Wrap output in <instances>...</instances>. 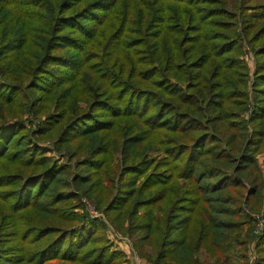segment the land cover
I'll list each match as a JSON object with an SVG mask.
<instances>
[{
  "label": "trees",
  "instance_id": "16d2710c",
  "mask_svg": "<svg viewBox=\"0 0 264 264\" xmlns=\"http://www.w3.org/2000/svg\"><path fill=\"white\" fill-rule=\"evenodd\" d=\"M25 113L139 255L249 264L246 209L264 211V0H0V264H122Z\"/></svg>",
  "mask_w": 264,
  "mask_h": 264
},
{
  "label": "rangeland",
  "instance_id": "374dc122",
  "mask_svg": "<svg viewBox=\"0 0 264 264\" xmlns=\"http://www.w3.org/2000/svg\"><path fill=\"white\" fill-rule=\"evenodd\" d=\"M241 43H242V55L241 59L246 63L248 67V73L251 76L253 73L255 61L253 52L251 50L250 45L247 44V42L244 40L243 36H240ZM249 91L251 93V90L249 88ZM249 93V94H250ZM250 111L244 112L245 115H249ZM24 118L26 119V125L31 130L29 134V138L41 146L45 148V153L52 159L54 158L60 163H65L68 165V169L70 170V178L68 179V182L70 183V191L76 192V199L74 200L75 204V211L83 214L84 216H88L91 219H98L102 221L105 225V234L106 237L111 241L113 244L112 247L124 255V261L122 264H161L157 263L153 260H150L144 256H141L138 254L137 250L135 249V246L131 240V238L123 234L121 231L117 230L112 223L109 221L108 216H106L105 212L97 207L96 203L92 201V199L88 198L87 196L81 194L80 192H77V189L71 182L72 174L75 171L74 161L70 157V155L67 153L66 150L61 149L57 150L55 148V140L51 138H41L38 136V134L33 133L32 129H35V124H37L35 118L30 113H25ZM27 128V129H28ZM120 161V154L118 153L116 157H114V162ZM69 163V164H68ZM256 163H257V169L259 170L260 175V190H261V196L262 200L264 201V150L258 152L256 155ZM74 187V188H73ZM246 212L251 215V218L253 219V225L250 232L251 240L248 243V247L246 249V256L249 264H252L254 260L257 257V252L255 248L256 244V237L255 235L259 234L264 230V211L260 208L258 212H250L246 209ZM239 247H235L232 253H228L226 256L230 254V257L232 259L236 258L235 255H237V252H239ZM239 257V255H238Z\"/></svg>",
  "mask_w": 264,
  "mask_h": 264
}]
</instances>
